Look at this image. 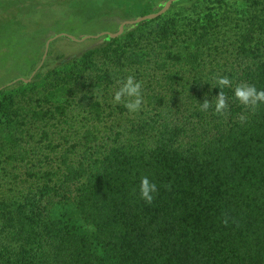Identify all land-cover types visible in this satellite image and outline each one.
<instances>
[{"label":"trees","instance_id":"trees-1","mask_svg":"<svg viewBox=\"0 0 264 264\" xmlns=\"http://www.w3.org/2000/svg\"><path fill=\"white\" fill-rule=\"evenodd\" d=\"M143 1L129 14L164 0ZM177 1L60 56L42 84L0 85V264H264V103L252 112L234 97L241 83L264 90V6L167 17ZM129 75L142 82L139 112L105 96ZM224 76L228 109L201 112ZM11 86L43 103L24 93L29 110L7 113ZM75 101L85 123L63 134ZM145 175L158 187L151 204Z\"/></svg>","mask_w":264,"mask_h":264},{"label":"rangeland","instance_id":"rangeland-1","mask_svg":"<svg viewBox=\"0 0 264 264\" xmlns=\"http://www.w3.org/2000/svg\"><path fill=\"white\" fill-rule=\"evenodd\" d=\"M196 2L199 4L193 9ZM200 2L201 0H179L170 8L172 12L167 17L175 18L176 12L183 11L181 13L183 16L192 19L196 17V13L210 7L216 8V10L227 9L233 15H236L233 11L234 7L245 9L244 6H246L247 10L252 9L250 0H207ZM144 6L146 3L143 0H0V85L17 77L30 78L27 82L36 81L37 84H42L41 80L45 78L47 70L61 62L60 56H78L87 49L103 46L107 40L104 35L97 36L101 31H115L121 21L145 14H129L130 10L134 12L141 10ZM263 6L264 0H260L258 8L261 9ZM166 21L167 24H173V21L168 19ZM174 23L178 24V22ZM146 28L148 31L149 27ZM59 32L72 34L76 39L65 36L53 38L49 43L47 54L39 67L40 69L38 68L40 75L34 77L36 70H38L36 67L39 65L44 52L46 40ZM95 61L101 65L100 58ZM94 74L95 71L90 69L86 76L87 80L89 76L93 78ZM48 79L50 81V78ZM41 86H38V90L40 89V93H43ZM9 89L14 91L9 97L12 103H4L3 108L7 113L21 111L22 105H24L25 111L29 110L30 103L27 101L29 99L25 98L22 101L19 98L24 93H26L25 97L32 96L33 103L35 100H42L43 103V99L32 95V91L21 89V92L18 86H11ZM91 90L96 94H101L100 90ZM114 91L116 90L111 87L110 91L106 92L107 95L105 94L112 104L116 103L114 97H111ZM79 94L80 90L76 89L75 99L79 97ZM76 103V101L72 102L73 106L71 107L76 106ZM67 113L69 114L67 116H72V119H68L67 123L62 122L60 124L59 128L63 134L66 133V130L68 133L73 132L75 127L82 122L85 123L82 115L86 112L82 110L81 106L74 107L71 112L67 110ZM49 122L53 123L54 120L51 119ZM56 141L62 144L61 139L58 138ZM63 148L60 149L59 153L62 152ZM73 155L77 156V154ZM51 156L54 157V155ZM67 205L71 206L70 203Z\"/></svg>","mask_w":264,"mask_h":264},{"label":"clouds","instance_id":"clouds-1","mask_svg":"<svg viewBox=\"0 0 264 264\" xmlns=\"http://www.w3.org/2000/svg\"><path fill=\"white\" fill-rule=\"evenodd\" d=\"M216 85L220 87L221 91L212 101H209L207 98L204 99L200 105L201 112H207L214 107L215 114L223 115L228 109L227 98L222 89L230 85L229 78L227 76L220 77ZM141 90L142 82L137 81L134 76L129 75L126 80L122 82L121 87L115 92L114 100L117 103L123 102L124 107L128 109L129 112H139L143 104ZM234 97L246 108L255 112L259 105L264 103V90H258L253 84L241 83L235 87ZM244 119L245 117L241 116V122H243ZM157 192L158 187L156 183L151 181L147 175L143 176L140 182L141 198L145 200L146 203L151 204L154 200V194ZM223 223H228L227 217L224 218Z\"/></svg>","mask_w":264,"mask_h":264},{"label":"water","instance_id":"water-1","mask_svg":"<svg viewBox=\"0 0 264 264\" xmlns=\"http://www.w3.org/2000/svg\"><path fill=\"white\" fill-rule=\"evenodd\" d=\"M175 1H177V0H164V1H162V2H160L159 3V9L158 10H156V11H152V12H148V13H145V14H142V15H139V16H137V17H135V18H132V19H126V20H123V21H121L120 23H119V25H118V27H117V30H115V31H101L97 36H100V35H104V34H106V35H108V36H110V37H116V36H118V35H120L122 32H123V30H124V26L125 25H127V24H136V23H139V22H141V21H143V20H148V19H153V18H155V17H157V16H159V15H161V14H163L164 12H166L168 9H169V7L171 6V4L173 3V2H175ZM59 36H65V37H68V38H70V39H76L75 37H74V35H72V34H66V33H63V32H59V33H56V34H54V36H52V37H49L47 40H46V42H45V46H44V52H43V54H42V58H41V61H40V63H39V65L36 67V69H38L40 66H41V64H42V62H43V60H44V58H45V56H46V54H47V51H48V48H49V43H50V41L53 39V38H56V37H59ZM96 36V37H97ZM85 38V37H84ZM83 38V39H84ZM34 73V72H33ZM19 79H22V80H24L25 82H27V81H29L30 80V78H22V77H20Z\"/></svg>","mask_w":264,"mask_h":264}]
</instances>
